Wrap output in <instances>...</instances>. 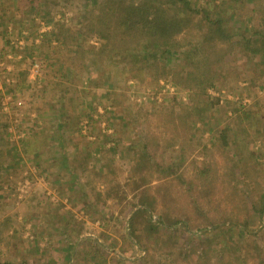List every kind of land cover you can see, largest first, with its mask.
Segmentation results:
<instances>
[{"label": "rangeland", "instance_id": "obj_1", "mask_svg": "<svg viewBox=\"0 0 264 264\" xmlns=\"http://www.w3.org/2000/svg\"><path fill=\"white\" fill-rule=\"evenodd\" d=\"M100 1L0 0V264H264V55L220 40L204 55L195 16L177 54L156 64L115 52L93 60L99 40L83 30ZM189 2L222 17L234 39L264 6ZM210 60L211 84L197 85ZM181 105L202 111L163 150L167 110ZM243 109L253 115L237 130ZM145 144L159 164L146 186L168 183L181 204L198 190L202 229L159 224L141 244L130 235L147 207L127 177ZM110 184L122 191L107 195ZM162 209L147 208L137 233Z\"/></svg>", "mask_w": 264, "mask_h": 264}, {"label": "trees", "instance_id": "obj_2", "mask_svg": "<svg viewBox=\"0 0 264 264\" xmlns=\"http://www.w3.org/2000/svg\"><path fill=\"white\" fill-rule=\"evenodd\" d=\"M97 1L94 0V2ZM255 11L259 19L257 26L250 29L248 35L239 33V38L234 39V34L224 26L222 17H210L204 7H192L189 0H101L97 10L93 8L86 12L88 15L83 35L99 40V45L89 51V55H93V60L97 56L112 55L115 52V55L118 56L139 55L138 59L141 62L145 63L151 60L156 64L159 55L165 57L177 54L178 35L190 27L192 18L198 16L199 24L203 27L201 51L204 55H214L213 51L217 40L230 42V46H238L249 54L264 55V6L258 4ZM66 40L67 38L63 39L62 43H66ZM213 64V60L207 63L208 72L203 81L197 78L193 79L197 85L211 84L207 80ZM179 110L176 115H173L172 109L167 110V125L162 134L170 133V140L163 150L168 148L180 133L178 128L184 129L186 118L191 114L199 115L202 107L181 105ZM240 112L238 114L234 112L236 115L233 120L237 130L241 128L242 120L248 121L253 115L250 109H243ZM225 131L223 129L221 133L223 139H225ZM244 137L243 133L241 138ZM148 148L145 144L134 156V163L127 177L128 185L131 186L133 195H135V205H143L151 211H156L158 202H161L164 209L158 211L156 222L148 219L143 222L141 233H137L139 228L136 221L140 217H145L147 208L137 209L133 217L130 218V235L135 238L137 243L141 244V234L144 232L146 235L153 233L159 224L170 226L181 223L182 225L187 224L188 229H202L206 222L198 220L202 214V208L196 198L199 194L198 190L193 193L189 190L187 195L190 199L185 197V201L181 204L178 195L175 200L170 198L168 183L160 182L154 191L146 186L150 182L147 179L148 172L153 167H159V164L154 161V155L148 152ZM206 171L201 170L200 174ZM120 191L122 188L119 184H110L106 193L107 195H111L113 192L119 194ZM191 208L194 211H191ZM191 216L194 217L193 221H190ZM205 262L207 263V261Z\"/></svg>", "mask_w": 264, "mask_h": 264}]
</instances>
